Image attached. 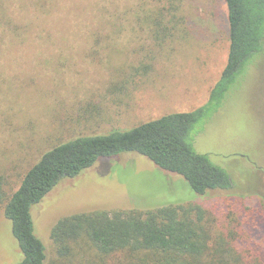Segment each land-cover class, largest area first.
<instances>
[{
  "label": "rangeland",
  "instance_id": "rangeland-1",
  "mask_svg": "<svg viewBox=\"0 0 264 264\" xmlns=\"http://www.w3.org/2000/svg\"><path fill=\"white\" fill-rule=\"evenodd\" d=\"M35 19L34 11L12 7L34 19L18 44L0 37V176L5 195L41 153L76 135L128 129L172 111L194 109L226 62L228 37L223 0H177L184 25L156 44L147 26L130 25L140 0H52ZM49 1L48 3L52 2ZM165 0H144L149 11ZM115 17L120 32L105 23ZM99 35V55H89ZM111 39L103 40L105 36ZM124 50L111 53L108 46ZM137 45V46H136ZM150 64L127 92L107 89L113 65ZM198 127L193 147L229 176L232 187L199 195L179 174L144 155L123 152L99 158L61 179L31 207L36 234L52 257L49 232L62 216L96 209L140 210L197 202L207 212L211 233L234 231L264 245V49L238 73L219 106ZM255 244V245H257ZM21 252L0 203V264H15Z\"/></svg>",
  "mask_w": 264,
  "mask_h": 264
},
{
  "label": "trees",
  "instance_id": "trees-1",
  "mask_svg": "<svg viewBox=\"0 0 264 264\" xmlns=\"http://www.w3.org/2000/svg\"><path fill=\"white\" fill-rule=\"evenodd\" d=\"M52 0H0V37L18 44L33 30L34 19L13 13L12 7L34 11L35 19L49 10ZM228 37L227 57L218 79L202 105L188 111H172L148 119L128 129L76 135L44 150L21 176L19 185L8 196L0 176V203L10 220L11 232L21 252L15 264H264V245L248 239L244 242L234 231L211 233L206 210L197 202L167 204L140 210L96 209L60 217L49 237L52 257L36 234L31 207L38 203L61 179L70 178L90 167L96 160L123 152L144 155L158 167L181 175L199 195L211 189L232 187L226 172L213 164L206 153L193 147L196 125L219 106L230 85L253 56L264 49V0H223ZM130 25L143 28L161 44L181 24L177 0H165L149 11L140 0L131 12ZM112 26L120 32L115 18ZM99 35L92 36L89 55H99ZM111 39L105 36L103 40ZM106 41V40H105ZM137 46V45H136ZM137 62L121 61L113 65L107 89L127 92L135 77L148 75L150 64L136 50ZM111 53L124 50L108 46ZM257 244V245H255Z\"/></svg>",
  "mask_w": 264,
  "mask_h": 264
}]
</instances>
